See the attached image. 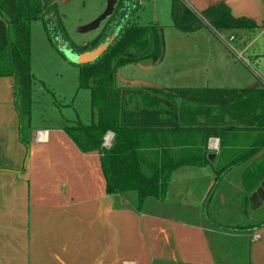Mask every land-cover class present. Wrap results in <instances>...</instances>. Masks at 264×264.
<instances>
[{"label": "crops", "instance_id": "1", "mask_svg": "<svg viewBox=\"0 0 264 264\" xmlns=\"http://www.w3.org/2000/svg\"><path fill=\"white\" fill-rule=\"evenodd\" d=\"M183 2L199 16L223 4L233 18L253 22L255 30L226 31L243 53L264 26V0ZM200 30L216 32L204 22L203 28L183 34L195 35ZM194 42L210 48L204 57L216 74L201 76L200 80H206L201 85L176 89L240 90L209 83L224 79L226 67L222 65L229 63V56L216 55L212 40ZM197 55L183 60L192 62ZM14 83L12 77H0V264H264V224L251 229L243 226L253 222L246 207L253 209L252 215L264 207V184L247 193L244 165L218 175V151L208 150L209 139L204 158L199 154L201 147H177L169 136L162 154L165 165L174 169L159 171L164 188L140 212L123 196L106 192L101 155L82 153L75 146L64 131L69 120L35 122L34 81L30 122L24 126L16 109ZM141 108L140 100L129 104L132 111ZM161 118L169 121L170 117L162 114ZM197 123L204 125L201 118ZM37 131H44L43 141H35ZM210 153L216 155L213 163L207 159ZM106 176L116 190L132 189L118 169L107 167Z\"/></svg>", "mask_w": 264, "mask_h": 264}, {"label": "trees", "instance_id": "2", "mask_svg": "<svg viewBox=\"0 0 264 264\" xmlns=\"http://www.w3.org/2000/svg\"><path fill=\"white\" fill-rule=\"evenodd\" d=\"M139 7L137 0H117L99 34L76 46L64 31L55 0H0V77L14 79V100L21 122L29 126L33 83L30 24L39 21L50 45L67 61L65 51L81 56L105 46L94 60L74 64L79 70L78 88L90 95L91 119L89 125L76 122L64 127V131L82 153L101 155L108 194H119L135 210L146 211L147 200L159 197L164 188L165 180L159 171L174 169L165 165L162 154L170 135L177 147H201L199 154L204 158L208 154L207 140L218 139V175L244 165L249 179L243 187L251 194L264 184V83L240 90L116 88L114 77L120 67L147 59L156 64L163 56L162 28L136 24L134 16ZM170 18L181 33L201 29L204 22L216 32L231 34L257 28L245 18H233L223 4L199 16L183 0H171ZM135 100L141 102L138 111L129 109ZM176 101L180 102L178 106ZM162 114L169 115V121L162 120ZM198 118L204 122L201 127ZM108 132L113 138L105 149L103 139ZM23 143L27 148V138ZM109 166L120 171L131 190H116L108 182ZM262 224L264 221L259 225Z\"/></svg>", "mask_w": 264, "mask_h": 264}, {"label": "rangeland", "instance_id": "3", "mask_svg": "<svg viewBox=\"0 0 264 264\" xmlns=\"http://www.w3.org/2000/svg\"><path fill=\"white\" fill-rule=\"evenodd\" d=\"M116 2L117 0H55L64 31L76 46L92 41L99 34ZM139 3L134 21L140 26L155 25L157 22L162 28L163 56L156 64L147 59L136 65L120 67L114 77L116 88L136 89L145 84L160 89H176L201 85L206 81L200 80L201 76L211 72L216 74V71L211 70L213 64L204 57L208 55L210 48L203 46V43L194 42L201 39L212 40L215 54L222 52L230 59L229 63L225 61L222 65L226 67L221 73L224 79L221 82L214 79L210 84L250 89L264 83V26L252 38L249 51L243 53L236 48L226 31L214 34L200 30L195 35L178 32L170 19V0H139ZM194 54L198 55L192 58V62H184L183 57ZM74 64L50 45L41 23L32 21L30 71L34 81L32 102L35 122L41 123L44 119L60 124L69 120L65 125L70 126L76 122L89 125L90 95L87 90L78 88L79 70ZM218 65L221 68V64ZM200 69H206L207 72L200 73ZM190 74L194 77L190 78ZM251 210L253 211L246 207L245 213L253 222L243 224L250 229L264 220V207L254 215Z\"/></svg>", "mask_w": 264, "mask_h": 264}, {"label": "built area", "instance_id": "4", "mask_svg": "<svg viewBox=\"0 0 264 264\" xmlns=\"http://www.w3.org/2000/svg\"><path fill=\"white\" fill-rule=\"evenodd\" d=\"M44 134H45L44 131H37L36 134H35V141L36 142L43 141ZM112 138L113 137H112L111 133H107V135L103 139V146L106 149H108L111 146ZM218 149H219V141H218V139H216V138H210L208 140V150L211 151V152H217ZM252 238L254 240V239H257L258 236L256 235V236H253ZM124 264H133V263H131V262H125Z\"/></svg>", "mask_w": 264, "mask_h": 264}, {"label": "water", "instance_id": "5", "mask_svg": "<svg viewBox=\"0 0 264 264\" xmlns=\"http://www.w3.org/2000/svg\"><path fill=\"white\" fill-rule=\"evenodd\" d=\"M104 48H105V46H102V47L98 48L96 51H93V52L87 53V54H83L81 56L73 55L67 51H65L64 53H65V56L69 59V61L71 60V62H73L77 65V64H82V63H86V62L94 60ZM111 135L113 137L112 133H111ZM215 158H216V155L214 153H210L207 156L208 161L211 163H213L215 161Z\"/></svg>", "mask_w": 264, "mask_h": 264}]
</instances>
